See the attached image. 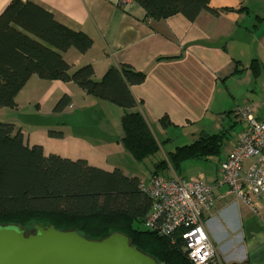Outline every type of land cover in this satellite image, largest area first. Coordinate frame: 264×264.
I'll return each instance as SVG.
<instances>
[{
  "label": "crops",
  "instance_id": "obj_1",
  "mask_svg": "<svg viewBox=\"0 0 264 264\" xmlns=\"http://www.w3.org/2000/svg\"><path fill=\"white\" fill-rule=\"evenodd\" d=\"M11 1L0 0V14ZM32 1L52 12L59 22L93 38L86 53L74 48L64 52L75 68L92 64L98 80L111 66L122 63L146 73L145 81L131 89L162 148L156 131L168 141L178 133H187L193 141L202 131L227 133L219 156L187 161L197 167L195 174H183L185 162L177 170L170 167L163 176L197 177L213 187L216 202L205 215V226L224 264H264V196L253 210L230 193L220 171L222 160L248 127L239 117V109L251 107L257 119H264V0H211L220 13L203 11L195 21L180 13L152 19L135 1L125 6L119 0ZM64 94L72 98L68 108H77L78 99L81 105L116 110L113 102L89 95L75 83L34 75L18 94L17 107L0 108V121L22 129L29 145L41 144L46 154L61 155L47 147L58 138L65 139L63 132L62 137H49L50 129L41 123L35 136L33 132L27 135L10 115L36 101L55 104ZM171 151L161 149L163 156ZM89 156L88 152L82 157L98 166ZM95 159L104 162L106 158ZM250 163L247 160L245 166ZM151 169L145 178L139 177L150 180Z\"/></svg>",
  "mask_w": 264,
  "mask_h": 264
},
{
  "label": "trees",
  "instance_id": "obj_2",
  "mask_svg": "<svg viewBox=\"0 0 264 264\" xmlns=\"http://www.w3.org/2000/svg\"><path fill=\"white\" fill-rule=\"evenodd\" d=\"M133 1L155 20L180 13L195 21L203 11L215 15L221 11L211 0ZM93 42L90 35L59 22L36 2L12 0L0 14V108L17 107L18 94L34 75L72 82L123 109L121 142L134 160L152 163L151 178L170 167L177 170L189 160L222 153L227 133L202 131L193 142L163 156L131 89L145 81L146 73L122 63L111 66L98 80L92 64L75 68L64 57L71 48L86 53ZM71 102V96L64 94L54 109L63 111ZM49 134L61 136L56 131ZM142 182L121 168L106 170L84 158L46 154L43 145H29L14 123L0 121V226L19 225L32 232L37 224L55 225L61 230L75 229L89 239L121 232L164 264H192L179 233L173 240L142 228L153 206Z\"/></svg>",
  "mask_w": 264,
  "mask_h": 264
},
{
  "label": "built area",
  "instance_id": "obj_3",
  "mask_svg": "<svg viewBox=\"0 0 264 264\" xmlns=\"http://www.w3.org/2000/svg\"><path fill=\"white\" fill-rule=\"evenodd\" d=\"M238 115L248 127L222 160L221 181L238 200L257 210L264 196V119H257L251 107L239 109ZM247 160L251 163L246 167ZM141 188L153 199L145 223L148 229L173 240L179 233L192 264H224L205 226V215L216 202L211 185L197 177L175 175L144 180Z\"/></svg>",
  "mask_w": 264,
  "mask_h": 264
},
{
  "label": "rangeland",
  "instance_id": "obj_4",
  "mask_svg": "<svg viewBox=\"0 0 264 264\" xmlns=\"http://www.w3.org/2000/svg\"><path fill=\"white\" fill-rule=\"evenodd\" d=\"M36 93L40 92L36 91ZM56 103L41 101L40 104V101H36L31 106L23 105L16 109L10 115V118L17 119L27 135L29 132H33L32 135L35 136L36 130H39V126L42 125L41 123L47 124L44 126L48 127L50 131L61 133L60 137L64 133L66 135L65 139L58 138L57 142H53L54 145L51 143L49 144L51 146L47 147L48 150H53L63 156L76 160L81 158L84 153L88 154L89 152L91 160L106 170L114 169V166H120L132 173L135 172L143 178L149 173L148 168H152V163L134 160L121 142L123 109L120 106H114L116 109L114 110L102 105H81L77 99V108L67 107L65 110L58 112L54 109ZM156 133L163 143L162 151L175 150L177 146L189 144L193 141L187 133L184 136L178 133V137H174L171 141L165 139L166 137L158 131ZM38 140L41 139L38 137ZM101 156L106 158L104 162L94 160V158H100ZM196 168L195 164H188L187 162L181 170L184 172L183 174H195ZM159 177L165 176L159 175ZM142 228L146 229V226H142Z\"/></svg>",
  "mask_w": 264,
  "mask_h": 264
},
{
  "label": "water",
  "instance_id": "obj_5",
  "mask_svg": "<svg viewBox=\"0 0 264 264\" xmlns=\"http://www.w3.org/2000/svg\"><path fill=\"white\" fill-rule=\"evenodd\" d=\"M0 264H164L121 232L89 239L55 225L0 226Z\"/></svg>",
  "mask_w": 264,
  "mask_h": 264
}]
</instances>
